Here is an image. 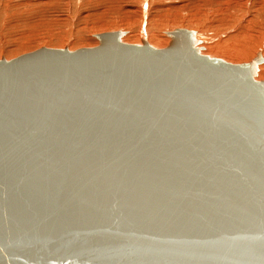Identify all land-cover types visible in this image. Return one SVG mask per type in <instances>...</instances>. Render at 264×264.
<instances>
[{
  "label": "water",
  "instance_id": "obj_1",
  "mask_svg": "<svg viewBox=\"0 0 264 264\" xmlns=\"http://www.w3.org/2000/svg\"><path fill=\"white\" fill-rule=\"evenodd\" d=\"M124 33L0 57V264H264V57Z\"/></svg>",
  "mask_w": 264,
  "mask_h": 264
},
{
  "label": "rangeland",
  "instance_id": "obj_2",
  "mask_svg": "<svg viewBox=\"0 0 264 264\" xmlns=\"http://www.w3.org/2000/svg\"><path fill=\"white\" fill-rule=\"evenodd\" d=\"M174 27L195 30L202 54L264 57V0H0V57L93 46L94 33L116 29L125 30L124 42L163 47Z\"/></svg>",
  "mask_w": 264,
  "mask_h": 264
},
{
  "label": "bare ground",
  "instance_id": "obj_3",
  "mask_svg": "<svg viewBox=\"0 0 264 264\" xmlns=\"http://www.w3.org/2000/svg\"><path fill=\"white\" fill-rule=\"evenodd\" d=\"M147 41V40H146ZM148 42V41H147ZM135 43H140V42H135ZM153 46H156L157 47V45H159V43H153L152 44ZM202 47H203V45H202ZM205 47V49L206 48H208V46H204ZM201 53H207V52H201ZM208 54V53H207ZM210 55V54H209ZM216 57H219V56H216ZM222 58V57H221ZM224 60H229L230 62H238L239 60H242V59H239V58H236V59H232V58H223ZM257 73H258V77H262V78H264V61H261L260 63H258V71H257ZM257 76V75H256ZM256 79H258V78H256Z\"/></svg>",
  "mask_w": 264,
  "mask_h": 264
}]
</instances>
